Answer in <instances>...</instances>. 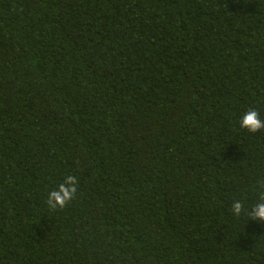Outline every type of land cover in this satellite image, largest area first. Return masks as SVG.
Segmentation results:
<instances>
[{
  "label": "trees",
  "instance_id": "1",
  "mask_svg": "<svg viewBox=\"0 0 264 264\" xmlns=\"http://www.w3.org/2000/svg\"><path fill=\"white\" fill-rule=\"evenodd\" d=\"M249 109L264 0H0V264H264Z\"/></svg>",
  "mask_w": 264,
  "mask_h": 264
},
{
  "label": "clouds",
  "instance_id": "2",
  "mask_svg": "<svg viewBox=\"0 0 264 264\" xmlns=\"http://www.w3.org/2000/svg\"><path fill=\"white\" fill-rule=\"evenodd\" d=\"M240 127L247 129L250 133H256L264 129V120L260 118L259 112L255 109H249L241 116ZM78 179L75 175H67L58 185V188L52 190L48 194L47 204L51 209H63L68 205L77 193ZM232 213L239 217L245 215L249 220H258L261 225H264V195L260 200L251 206L250 209H245L243 203L239 200L233 202Z\"/></svg>",
  "mask_w": 264,
  "mask_h": 264
}]
</instances>
